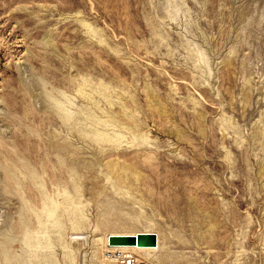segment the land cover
<instances>
[{
  "label": "rangeland",
  "instance_id": "1",
  "mask_svg": "<svg viewBox=\"0 0 264 264\" xmlns=\"http://www.w3.org/2000/svg\"><path fill=\"white\" fill-rule=\"evenodd\" d=\"M138 233L264 264V0H0V264Z\"/></svg>",
  "mask_w": 264,
  "mask_h": 264
},
{
  "label": "water",
  "instance_id": "2",
  "mask_svg": "<svg viewBox=\"0 0 264 264\" xmlns=\"http://www.w3.org/2000/svg\"><path fill=\"white\" fill-rule=\"evenodd\" d=\"M109 245L156 248L158 246V236L154 233H138L136 236H110Z\"/></svg>",
  "mask_w": 264,
  "mask_h": 264
},
{
  "label": "bare ground",
  "instance_id": "3",
  "mask_svg": "<svg viewBox=\"0 0 264 264\" xmlns=\"http://www.w3.org/2000/svg\"><path fill=\"white\" fill-rule=\"evenodd\" d=\"M136 235H131V236H136ZM108 247H109L110 250L115 251V253H111L110 256L107 257V259L111 260L112 258H114V259L117 258V259H115V261H117L118 264L120 263L121 260L124 261V263H127L126 260L128 258H136V257H133L130 254L131 250H136V251H140V252H150V251H154L153 248L127 246V245H121V246H117V247H110V246H108ZM114 259L112 261H114ZM136 260L138 262L140 261V259H138V258H136Z\"/></svg>",
  "mask_w": 264,
  "mask_h": 264
},
{
  "label": "built area",
  "instance_id": "4",
  "mask_svg": "<svg viewBox=\"0 0 264 264\" xmlns=\"http://www.w3.org/2000/svg\"><path fill=\"white\" fill-rule=\"evenodd\" d=\"M126 261H127V263H124V261L121 260L119 264H150V263L144 262V261L138 262L136 260V258H128Z\"/></svg>",
  "mask_w": 264,
  "mask_h": 264
}]
</instances>
